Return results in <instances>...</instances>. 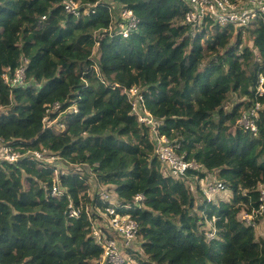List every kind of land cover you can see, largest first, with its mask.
<instances>
[{"label":"trees","instance_id":"16d2710c","mask_svg":"<svg viewBox=\"0 0 264 264\" xmlns=\"http://www.w3.org/2000/svg\"><path fill=\"white\" fill-rule=\"evenodd\" d=\"M110 1L75 18L63 0H0V138L26 153L17 162L0 160V264H96L102 250L90 225L105 217L102 190L138 223L141 241L125 249L138 264H264V236L255 234L264 219V210L255 212L256 185H264V108L256 135L234 128L255 101L264 107V95L255 94L264 18L237 30L252 34L251 49L240 38L230 43L231 25L183 23L181 0ZM112 3L139 19L127 38L105 31ZM214 29L203 48L201 39ZM20 66L24 83H6L5 69ZM134 85L159 132L197 162L182 180L165 175L149 127L131 113L123 90ZM46 119L57 122L48 126ZM44 150L66 166L86 167L66 171L31 157ZM209 172L231 190L228 200L193 195L187 182ZM54 185L61 195L51 194ZM93 185L97 190L86 194ZM69 206L77 216H68ZM243 206L254 210L255 225L238 219Z\"/></svg>","mask_w":264,"mask_h":264},{"label":"built area","instance_id":"2783aa9c","mask_svg":"<svg viewBox=\"0 0 264 264\" xmlns=\"http://www.w3.org/2000/svg\"><path fill=\"white\" fill-rule=\"evenodd\" d=\"M181 2L184 5L183 22L189 24L192 28H202L208 22L218 27L233 25L234 28H240L247 26L254 21L255 18H264V0H181ZM93 6H95V4H93ZM63 7L67 13L75 16L80 14V12L88 13L90 10L92 11L89 3L80 4L75 0H64ZM113 21L120 29L119 33L126 37L131 30L136 28L138 18L130 8L119 7ZM113 28L114 27L110 24L107 30L110 31ZM95 69L97 70V68ZM2 76L6 83L10 85H20L24 83V66L16 68L12 73L8 67L5 69ZM263 83L264 75L259 78L257 87L259 95H262L264 92ZM140 90V87L136 85L125 89L129 96L135 99V102L132 103L133 110L139 112V121L151 124L152 128H154L153 119L140 112V106L138 105V101L141 99V94H139ZM57 107H59V104L56 105V108ZM254 116V110L250 113H244L238 120V125L243 126L245 129L251 128L255 130ZM45 122L47 125L50 123L47 119ZM63 128L64 127L61 125V130H63ZM157 152L159 153V158L166 162L167 167L175 176L183 174L188 167H196L194 162L188 163L181 160L182 156L179 157L174 153L173 146L168 145L167 139L164 137L157 139ZM45 154V150L42 152L32 151L31 157L46 165L47 162H50L48 158H54V156L46 157ZM23 156H26V153L23 154L13 149L0 138V160L12 163L17 162ZM222 188L223 185L221 183H216L215 185H209L208 191L212 193ZM258 188L264 193V185L259 184ZM51 193L52 195H60L61 190L58 186L54 185ZM100 194L109 205L106 208L104 221L91 222L93 234L103 249L98 264H118L123 261L118 243L128 247L131 246L138 235V225L133 219L119 213L115 200L109 191L102 190ZM141 198H143L141 194L135 196L136 201ZM77 215L78 209L69 206L68 216L72 217ZM102 224L108 231H111L110 233H112V236L104 235L103 231L100 229Z\"/></svg>","mask_w":264,"mask_h":264},{"label":"clouds","instance_id":"9594fccd","mask_svg":"<svg viewBox=\"0 0 264 264\" xmlns=\"http://www.w3.org/2000/svg\"><path fill=\"white\" fill-rule=\"evenodd\" d=\"M64 1V0H63ZM75 1H78L80 4L81 3H83V4H87V3H89L90 5H91V9H92V11L90 10L88 13H82V12H80V14H78L77 16H75V15H73V14H70V13H67L65 10V13H67V14H70V15H72L73 17H75V18H78L79 16H81V15H89V14H91V13H94L95 12V10H96V7L97 6H99V4H102V3H105V0H95L94 2H88V1H85V2H83V1H81V0H75ZM106 1H108V2H111L110 0H106ZM99 2H102V3H99ZM93 4H95V6H93ZM62 6H63V2H62ZM119 7H127V6H125V5H123V4H115V3H112V6H111V9H110V14H111V16H110V23H109V25L111 24L114 28L112 29V30H107V28L109 27V25H108V27L105 29V31H107L108 33H114V34H116V35H120L121 37H123V38H127L133 31H136L137 30V28H138V24H139V19H138V23H137V26H136V28L135 29H133V30H131L130 32H129V34L126 36V37H124V36H122V34L121 33H119V28L117 27V25L116 24H114V21H113V18H114V16H115V14H116V11H117V9L119 8ZM127 8H129V7H127ZM63 9H64V7H63ZM131 9V8H130ZM132 10V9H131ZM133 12V11H132ZM135 15V14H134ZM136 16V15H135ZM43 17H45V16H43ZM137 17V16H136ZM138 18V17H137ZM182 21H183V17H182ZM253 22V21H252ZM184 23V22H183ZM214 26H217V25H214ZM232 27H233V29H234V32H236L239 28H234V26L233 25H231ZM226 27V26H225ZM244 27V26H243ZM218 28H223V27H218ZM100 31H102V30H100ZM96 51H94V56L96 57ZM95 68H97V67H95ZM24 70H25V68H24ZM264 74V73H263ZM25 75V74H24ZM24 81H25V78H24ZM258 83H259V78H258ZM257 87H258V85H257ZM257 87H256V90H255V94H256V96L257 97H261V96H263L264 95V92L262 93V95H259L258 94V92H257ZM263 88H264V83H263ZM140 91H139V94H141V99L138 101V105L140 106V112L141 113H143V114H145V115H148L149 117H151L152 119H153V125H154V128H152V125L151 124H146L145 122H141V121H139V112H135L134 110H133V102H135V99L134 98H132V97H130L129 96V94L125 91V89L123 90V92L124 93H126L127 94V96L129 97V99H130V103H131V113L132 114H134L135 116H136V118H137V121L140 123V124H144V125H146L147 127H149V130H150V134H151V138H152V141H153V153L155 154V156L158 158V160L161 162V164H162V166H163V169H164V172L166 173L165 175H169V176H172L173 178H175V179H180V180H182V178L183 177H185V173L187 172V170H189V169H199V166H198V164H197V162L195 161V160H187V159H185V153H183V152H178V148H179V143L178 142H176V141H170L164 134H161L160 132H159V129H158V127H159V122H158V120H157V118H154V116L151 114V113H149V111L144 107V104H143V90H142V87H140ZM133 100V101H132ZM258 104V105H257ZM261 104H260V102L259 101H255L254 102V105L250 108V109H247V110H244V111H242L241 112V114H240V117L236 120V122H235V124H234V128H238V129H240V130H242L243 132H248V133H251V134H253V135H256V132H257V130H258V126H257V121H258V119H259V110L261 109ZM252 110H254V112H255V116H254V125H255V130L254 129H251V128H248V129H245L243 126H239L238 125V120L242 117V115L244 114V113H250ZM161 123V122H160ZM62 125V124H61ZM60 125V126H61ZM63 126V125H62ZM59 130L60 131H63L64 130V128H63V130H61V127H59ZM160 137H164V138H166L167 139V144L168 145H172L173 146V151H174V153L177 155V156H179V157H181L182 156V159L181 160H184L185 162H194L195 164H196V167H188L185 171H184V173L183 174H181V175H179V176H175V175H173L172 173H171V171L169 170V168L167 167V165H166V162H164L163 160H161L160 158H159V153L157 152V139L158 138H160ZM46 152V151H45ZM53 155V154H52ZM46 164H49V162H47ZM74 166H76L77 167V164H75ZM81 166V165H80ZM83 167H86V166H83ZM78 169L79 170H81V169H83V168H78L77 167V171H78ZM201 171H203V172H206L205 171V169H201ZM87 172V171H86ZM211 176H213V175H210L209 173H206V175H205V177L204 178H202V179H199V180H197V178H194L193 179V182H191V181H188L187 182V184L189 185V187H190V189L192 190V192H194V193H196L197 191H201L202 193H203V195L205 196V198L207 199V201H211V200H216L215 198H214V196L218 193V191L219 190H225V189H228L227 188V186L221 181V180H218L217 178H215L214 176H213V179L212 178H210ZM202 181V182H201ZM216 183H221L222 185H223V188L222 189H217L216 191H214V192H212V193H210L209 191H208V186L209 185H215ZM259 184H262L263 185V183H258L257 185H256V190L259 192V196H258V200H259V204H258V209L255 211V212H258L259 214H260V216H261V213L263 212V210H264V193L263 192H261L260 190H259V188H258V185ZM202 185H204V187H202ZM59 187V186H58ZM60 189V188H59ZM62 193V192H61ZM242 194L244 193V191H242L241 192ZM52 194V193H51ZM61 195V194H60ZM56 196H59V195H56ZM117 205V204H116ZM254 210H253V212L251 213V212H247V211H245L244 212V214L247 216V217H249L250 218V220H247L246 219V217H244L243 219H242V217L239 219V220H241V221H243L246 225H255V223H254ZM120 213V212H119ZM239 214H242L241 213V211L238 213V215ZM132 219V218H131ZM105 220V217H104V219H103V221ZM134 220V219H133ZM135 221V220H134ZM136 222V221H135ZM137 223V222H136ZM259 224H263V226H264V219L261 221V222H259ZM258 224V225H259ZM137 225H138V223H137ZM257 225V224H256ZM256 225H255V227H256ZM91 226V231H92V236H93V238H94V240H95V242H96V244H98L99 246H100V248H101V253H100V255L103 253V249H102V247H101V244L96 240V237L94 236V234H93V230H92V225H90ZM255 230H256V228H255ZM138 231H139V226H138ZM104 233V235L105 236H112V233H110V232H108V233H106V232H103ZM205 235L208 237V238H210V239H212L215 235H216V230L214 229V228H212L211 230H209V231H207L206 233H205ZM135 240H139V241H141V239H140V235H139V232H138V235H137V237H136V239ZM135 240L132 242V245L131 246H124L123 244H119L118 243V246H119V248H120V251H121V255H122V258H123V261L122 262H120V263H118V264H128L129 262H128V260L130 259V256L125 252V249L126 248H131V249H133V250H136V248L134 247V242H135ZM120 242V241H119ZM100 255L98 256V258H97V260H96V264H98V262H99V259H100ZM105 264H113V263H105Z\"/></svg>","mask_w":264,"mask_h":264},{"label":"rangeland","instance_id":"374dc122","mask_svg":"<svg viewBox=\"0 0 264 264\" xmlns=\"http://www.w3.org/2000/svg\"><path fill=\"white\" fill-rule=\"evenodd\" d=\"M196 31H200V30H196ZM215 32V29H214V31H212V32H210V31H208V32H206L205 34H204V36H203V38L201 39V45L203 46V48H206V46H207V40H211V38H212V36H213V33ZM238 31H236V32H233V34H232V37H231V39L232 40H230V43L231 44H235L236 42H237V39L238 38H240L239 40L241 41V46H248V47H250L251 49L253 48V43H252V34L249 32V31H245V30H242L241 32H240V35L238 36ZM241 46L239 47V48H241ZM206 54L208 55V60L211 58V56H210V53L209 52H206ZM259 62H262V59L261 58H259ZM208 63V61H205V63L204 64H207ZM264 73V69H263V71L259 74V78L262 76V75H264L263 74ZM136 86H138V85H136ZM231 99H235V101H237V102H239L240 100H242L243 98H240L239 96H237V97H235L234 95H232L231 96ZM245 100V99H244ZM133 101V100H132ZM228 107H230V106H228ZM261 108H264L263 106H261ZM56 123L57 121H52L51 123H48V126L49 125H52L53 123ZM56 127H61L60 126V123H58V125L57 126H55V128ZM46 157H51V156H54V158H48V160L50 161L49 162V164L50 165H54V166H57L58 168H63V169H66V167H69V169H66V171L67 170H70V169H72V168H74L75 170H77V167L78 168H83V166H80V165H77V167L76 166H73V165H65L62 161H61V159H59V157H57V156H55V155H52L51 153H49V152H46ZM79 170V169H78ZM82 170V169H81ZM92 171L88 168L87 169V172H86V174H88L89 175V177L86 179V180H88L89 182H91L92 183V181H94V177L92 176L93 174L91 173ZM55 174H57V171H55ZM209 174L210 175H215L214 173H210L209 172ZM210 178H212L213 179V176H211ZM202 182V181H201ZM94 186V190H92V189H90L89 190V192L88 193H86V194H89V195H91V194H93L96 190H97V187H96V185H93ZM202 187H204V185H202ZM93 188V187H92ZM193 195L195 196V197H198L199 195L197 194V193H193ZM232 195V192H231V190L230 189H225V190H219L218 191V193L214 196V198L216 199V201L217 200H219V199H225V200H228L229 198H230V196ZM87 208H88V210H90L91 209V207L90 206H87ZM93 208V207H92ZM247 210V207L245 206H243L242 207V209H241V213L242 214H239L237 217H238V219H240L241 217H242V219L244 218V217H246V219L247 220H250V218L249 217H247L245 214H244V212ZM259 224V223H258ZM256 225V230H255V234H256V236H257V238H261V237H263L264 236V226H263V224H259V225ZM141 238V237H140ZM129 256H130V253L128 254ZM131 257V256H130ZM131 259V258H130ZM128 260V262L131 264L132 262H133V264H138V260H136L135 258H132L131 260Z\"/></svg>","mask_w":264,"mask_h":264}]
</instances>
